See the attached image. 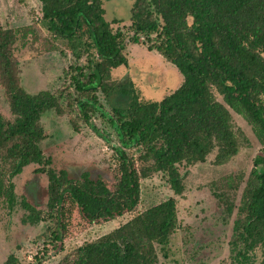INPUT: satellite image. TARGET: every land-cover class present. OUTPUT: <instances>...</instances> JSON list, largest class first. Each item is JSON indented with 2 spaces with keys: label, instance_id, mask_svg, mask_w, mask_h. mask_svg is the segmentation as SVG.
I'll return each mask as SVG.
<instances>
[{
  "label": "trees",
  "instance_id": "16d2710c",
  "mask_svg": "<svg viewBox=\"0 0 264 264\" xmlns=\"http://www.w3.org/2000/svg\"><path fill=\"white\" fill-rule=\"evenodd\" d=\"M40 2L42 22L52 36L74 52L88 49V74L76 67L71 82L87 95L85 101L77 98L85 119L89 120V110L101 108L99 91L110 104L114 91L127 93L125 106L111 104V121L121 143L127 148L137 146L148 155L159 152V170L175 195H183L191 168L211 154L215 153L217 165L238 154L246 137L234 124L230 110L243 114L262 148L244 181L243 177L228 176L224 188L214 193L231 216L244 183L230 250L242 264H256L260 250L259 264H264V0H135L129 25L133 34L113 28L123 19L107 20L102 0ZM21 34L24 39L27 31L0 28V82L14 116L10 120L0 114V199L10 209L17 204L13 179L30 164H52L41 145L47 138L43 115L50 110L59 115L75 110V98L67 95L66 88L30 93L23 87L14 55ZM141 38L149 50L159 52L183 75L181 85L160 101H143L131 84H125L130 82L118 83L113 78L114 69L128 65V42L139 43ZM91 103H97V109ZM72 123L78 130V123ZM114 148L118 150L120 177L113 187L88 171L75 177L49 166L46 210L22 200L28 211L26 219L33 225L54 219L55 237L60 239L67 203L77 206L93 224L135 211L142 195L135 160L122 148ZM178 227L177 199L169 197L113 232L79 246L73 261L67 263L159 264L160 252L169 255L171 236ZM6 264L21 263L11 253Z\"/></svg>",
  "mask_w": 264,
  "mask_h": 264
},
{
  "label": "rangeland",
  "instance_id": "374dc122",
  "mask_svg": "<svg viewBox=\"0 0 264 264\" xmlns=\"http://www.w3.org/2000/svg\"><path fill=\"white\" fill-rule=\"evenodd\" d=\"M102 1L107 20L115 17L123 19V22L113 24V28H122L133 34L129 25L135 0ZM41 8L40 0H0V28L27 31L24 39L22 34L19 36L14 49L23 87L30 93L66 88L67 95L71 94L73 100L75 98V110L65 115L50 110L43 115L47 138L41 145L52 164H30L13 179L17 196L13 209L0 199V264H6L11 253L18 257L21 264L71 263L79 246L113 232L137 213L169 197L177 199L179 227L171 236L169 255L165 257L160 252L159 264H242L231 252L230 240L244 183L238 189L237 206L231 216L227 215L214 191L224 188L228 176L243 177L244 181L250 174L254 158L262 148L253 126L242 113L231 109L234 124L245 133L244 145L235 157L223 165L214 163L213 153L206 161L193 166L185 179L183 195H175L166 175L159 170V152L148 155L141 153L137 146L127 148L121 143L118 129L111 121V104L125 106L127 93L114 91L110 104L99 91L101 108L98 112L89 110V120L85 119L77 98H84L85 101L87 95L78 92L71 82L72 76L77 75L73 70L76 67L83 68L88 74V49L81 47L74 52L65 42L52 36L42 22ZM125 53L128 65L114 69L113 78L118 83L130 82L125 84H131L143 101H160L181 85L183 75L177 66L159 52L149 50L143 38L139 43L128 42ZM215 94L223 101L220 94L216 91ZM64 103L67 104V100ZM91 104L97 109V103ZM0 114L10 120L14 118L1 82ZM73 120L78 123V130ZM113 146L134 157L142 185L141 203L135 211L102 224H93L77 206L67 203L63 209L60 239L55 237L57 222L54 219L47 218L35 225L26 219L28 211L22 200L30 201L39 209H45L48 204L49 166L65 169L75 177L88 171L95 178L103 177L113 187L120 177L118 150ZM39 167L44 170L37 172ZM257 255L256 264H259L262 259L260 250H257Z\"/></svg>",
  "mask_w": 264,
  "mask_h": 264
}]
</instances>
